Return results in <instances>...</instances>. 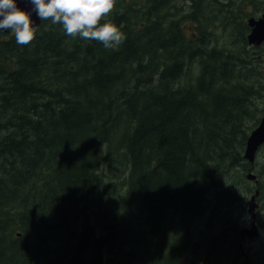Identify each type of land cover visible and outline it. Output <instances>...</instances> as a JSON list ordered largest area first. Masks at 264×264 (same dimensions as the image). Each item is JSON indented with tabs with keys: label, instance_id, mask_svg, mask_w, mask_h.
<instances>
[{
	"label": "trees",
	"instance_id": "obj_1",
	"mask_svg": "<svg viewBox=\"0 0 264 264\" xmlns=\"http://www.w3.org/2000/svg\"><path fill=\"white\" fill-rule=\"evenodd\" d=\"M189 1L115 0L113 49L0 32V264H228L238 222L209 249L195 229L239 201L264 57L239 10Z\"/></svg>",
	"mask_w": 264,
	"mask_h": 264
},
{
	"label": "clouds",
	"instance_id": "obj_2",
	"mask_svg": "<svg viewBox=\"0 0 264 264\" xmlns=\"http://www.w3.org/2000/svg\"><path fill=\"white\" fill-rule=\"evenodd\" d=\"M40 20L62 24L70 37L95 40L105 49L120 46L125 36L111 23L100 24L115 6V0H26ZM30 12L17 6L16 0H0V31L10 30L18 45H28L34 39Z\"/></svg>",
	"mask_w": 264,
	"mask_h": 264
},
{
	"label": "flooded vegetation",
	"instance_id": "obj_3",
	"mask_svg": "<svg viewBox=\"0 0 264 264\" xmlns=\"http://www.w3.org/2000/svg\"><path fill=\"white\" fill-rule=\"evenodd\" d=\"M151 1V0H150ZM172 1V0H170ZM182 1L183 7L185 3H191L189 0H180ZM204 2V0H194L192 5L195 8V11H197L201 4ZM215 3V4H221L224 5L227 8H230V11H233L234 8L239 10L245 20L246 24V33L245 38L247 40V46L246 51H250L252 55H264V34H262L257 40L249 42V37L252 35V32L254 30V27L257 25L261 26L260 21L264 23V0H208V3ZM185 8V7H184ZM217 7L209 8V10H216ZM214 12H210V16L213 15ZM198 18H202L201 12L198 15ZM198 21V20H197ZM40 22V19H39ZM192 25L196 26V23H192ZM192 25L188 26V30L190 31L192 29ZM262 27V26H261ZM1 33L8 34L9 30L0 31ZM197 33V31L195 30ZM255 44V45H254ZM264 144H262L258 149H260ZM253 164H250L247 166V172L245 173V177L249 178L251 169H253ZM251 179V178H250ZM251 180L254 181V191L253 195L250 198V201L247 203V208L244 209L246 213H250V223L248 226L244 227L243 229H251L252 223L254 221V225L257 228V235L255 236H248L247 234L242 235L241 234V227H239V239L238 243L236 244V247L232 246V250L234 253L233 256V264H249L250 256L247 252V250H257L258 249V262L259 264H264V244H261L259 246H256V240L260 239L262 237L261 231L264 230V226L261 228V226L258 223L259 217L257 218V213L261 208V201H262V195L264 194V180L261 182V179L252 178ZM254 200L257 201V204L254 205ZM249 206L254 207L256 209L255 218H253V213L249 210ZM235 205H232V210H235ZM243 206H241V209ZM252 213V214H251ZM241 224V223H240ZM239 224V225H240Z\"/></svg>",
	"mask_w": 264,
	"mask_h": 264
},
{
	"label": "rangeland",
	"instance_id": "obj_4",
	"mask_svg": "<svg viewBox=\"0 0 264 264\" xmlns=\"http://www.w3.org/2000/svg\"><path fill=\"white\" fill-rule=\"evenodd\" d=\"M183 25L186 27L191 26L192 23H190V21L184 19L183 21ZM39 25V24H38ZM37 25V26H38ZM37 26L33 27V29H35ZM13 34L10 30L8 32L7 35H11ZM264 57V55H261L260 58ZM258 69L263 73L264 75V59H260L259 63H258ZM184 80V79H183ZM182 80V81H183ZM262 94H263V90H262ZM253 164V169H251V171H248L252 174H254L256 176L257 179H261V182L264 180V146H262L260 149H258V151L255 154L254 160L251 162H249L248 160L246 161V165H250ZM247 172V170L245 171V173ZM229 186L233 187V190L235 191V193L238 194V198L235 197L236 200L239 199V201L237 203H234L235 210L233 212V214H229L227 212L226 209H224L221 206H213V209L215 210V212H217L219 214V220L214 224H209V225H204L203 223L200 224V228L195 229V231L197 233H200L201 231H203V235L202 238L204 240V248L209 249L212 247L211 242L216 240V239H223V233H230V229H227L226 224L228 222V220H231L232 222H238L239 227H241V229H243L244 227L248 226L250 223V213H246L244 211V209L247 208V203L250 201L251 196L253 195V191H254V181L251 180L250 178H245L243 180V183L241 184V187L239 188V191L235 189V187L233 186L232 183H228ZM212 197V195L210 196ZM242 200V201H241ZM254 205L255 203L257 204V201L254 200ZM241 206H243V208L241 209ZM260 210L257 213V218L259 217L258 223L261 226V228L264 226V194L262 195V201H261V208H259ZM254 214H256V209L254 208L253 210ZM262 237L258 240H256L255 245L259 246L261 244H264V230L262 229L261 231ZM236 238V237H235ZM237 239V238H236ZM229 247L226 248L225 246V250H222V254L220 256V258H222L225 261H228V264H233V248L232 245L229 244ZM231 247V248H230ZM228 251L230 253H228ZM249 256H250V261L249 264H259L258 262V249L257 250H247ZM196 259L199 260V257L197 256ZM215 260H218V258H214ZM191 261V257L187 259H184L180 264H188V262ZM203 263V262H201Z\"/></svg>",
	"mask_w": 264,
	"mask_h": 264
},
{
	"label": "water",
	"instance_id": "obj_5",
	"mask_svg": "<svg viewBox=\"0 0 264 264\" xmlns=\"http://www.w3.org/2000/svg\"><path fill=\"white\" fill-rule=\"evenodd\" d=\"M17 6L26 12H30V19L32 21V26L35 27L39 24V18L32 12V6L26 2V0H16ZM261 26L257 25L254 27L252 35L249 37V42L257 40L262 34H264V23L260 21ZM264 37V36H263ZM264 144V112L261 116V119L258 125L250 132L244 150V158L252 163L254 160L255 154L258 151V148ZM249 178H255V175L250 173ZM249 210L253 213V218H255V214L253 212L254 207L249 206ZM251 213V214H252ZM241 234H247L248 236H255L257 235V228L254 225V221L252 223L251 229H242Z\"/></svg>",
	"mask_w": 264,
	"mask_h": 264
},
{
	"label": "bare ground",
	"instance_id": "obj_6",
	"mask_svg": "<svg viewBox=\"0 0 264 264\" xmlns=\"http://www.w3.org/2000/svg\"><path fill=\"white\" fill-rule=\"evenodd\" d=\"M255 45V44H254ZM180 146V145H179Z\"/></svg>",
	"mask_w": 264,
	"mask_h": 264
}]
</instances>
